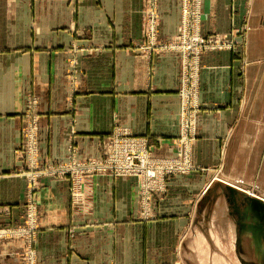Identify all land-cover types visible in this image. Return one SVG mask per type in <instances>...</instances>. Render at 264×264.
<instances>
[{
    "label": "crops",
    "instance_id": "0c3cea01",
    "mask_svg": "<svg viewBox=\"0 0 264 264\" xmlns=\"http://www.w3.org/2000/svg\"><path fill=\"white\" fill-rule=\"evenodd\" d=\"M156 3L160 41H169L179 2ZM145 6L146 0H0V223L22 224L26 204H36L40 264H187L181 235L189 231L182 232L202 227L206 207L221 200L238 259L264 260V0L202 2L201 36L234 44L200 57L192 162L201 171L167 177L153 220L134 219L133 179L85 177L84 208L71 204L68 178L40 175L27 188L22 114L29 93L39 100L41 164L62 161L73 146L80 156H99L115 123L147 138L154 155L173 152L181 62L175 52H142ZM71 67L79 75L74 94ZM223 157L224 178L213 179ZM23 250V241H1L0 264H22Z\"/></svg>",
    "mask_w": 264,
    "mask_h": 264
},
{
    "label": "rangeland",
    "instance_id": "374dc122",
    "mask_svg": "<svg viewBox=\"0 0 264 264\" xmlns=\"http://www.w3.org/2000/svg\"><path fill=\"white\" fill-rule=\"evenodd\" d=\"M204 0H201L199 5V12L201 17V5ZM179 11H180V21L175 28L174 37L169 41H160V20L157 11L156 0H146L145 6V35L143 44H141V50L143 53L156 52L158 54L164 52H175L179 55L181 68H180V83L177 90L178 95V109H179V126L180 133L179 138L174 141V150L171 154L167 156H156L153 154L152 146L148 139L145 137H136L131 134L124 126H120L118 123L113 125L112 131L106 135L100 142V154L97 157H83L80 156L78 150L75 146L68 148L66 154L64 155L62 161L54 163L41 164L38 158L39 155V145H38V132H37V143L31 146V139L27 136L32 123L38 126L39 131V115L38 106L39 100L35 95L31 93L27 94L25 100V107L23 111V118L25 120V130H24V149L22 158L24 160V172L27 175V179L34 176L37 167L57 168L60 165H69L73 163L74 172H81L84 168L90 167L88 163H102L106 164L108 167L104 171L100 172H85L83 179L87 176H107L111 178H128L133 179L135 183V199L134 203L136 205L135 220L141 222H149L153 220L157 213L154 211V207L157 203L162 201L168 190L167 177L169 176H185L192 173L201 171L192 162V152H193V142L196 136V124L198 109L195 112L193 110L194 105H198V73L200 67V57L204 52L208 51H222L229 50L227 47H222L220 50L207 49L200 51L198 57H191L190 54L182 53V50L177 45V37L179 32L182 30L181 24V12L183 7L187 6L190 10L198 9V7L193 4V0L188 2V0H178ZM201 25V24H200ZM152 31L154 33L153 38L147 37V32ZM193 32L198 33L196 27L192 28ZM200 32V30H199ZM178 33V35H177ZM190 33V32H189ZM191 34V33H190ZM201 35V34H200ZM193 36V34H191ZM218 39L229 42V39L222 38L218 35ZM208 37V36H204ZM221 40V41H222ZM73 48V40L69 44ZM95 50V49H94ZM96 51V50H95ZM148 55V54H147ZM190 64L189 67H186ZM195 64V65H193ZM73 66V61L71 62ZM197 75V77H196ZM79 80L78 72L75 67H71L69 70V89L75 93L77 89ZM191 123L194 125V131H187L182 135L183 128L186 123ZM183 137V138H182ZM115 151L118 154L110 153ZM140 151L144 152L146 155L145 160H141ZM125 166V176L115 175V168ZM69 167V166H67ZM198 170V171H197ZM75 172V173H76ZM146 173V175H145ZM154 174L148 177V174ZM224 157L220 166L215 169L212 178L223 179L224 178ZM68 178L70 183V200L71 204L77 208L85 207V199L82 194V187L80 190V199L73 200V176L62 175V174H46L45 177L49 179H57L58 177ZM56 177V178H53ZM149 179V180H148ZM38 180V177L36 178ZM224 183V182H223ZM229 185L234 188L251 193L248 189L247 184L242 181L234 180V182L229 181ZM253 194V193H252ZM219 200L218 204L212 207L211 211H206L204 213L206 222L202 227H191L184 230L189 231V235L186 238L185 234L181 235V238L187 241L188 251L186 252L187 264H260L259 261L241 260L238 259L235 254L234 246V231L229 223L228 212L226 211L225 205ZM32 204L36 205L33 201ZM201 215V214H200ZM23 223L20 225H3L0 223V230H14L12 235H0V242L3 240H19L23 241V261L22 264H40L37 258V253L35 249L36 241L38 238V228L28 229L23 227L26 222L38 224V208L36 207L35 215L26 213L23 214ZM10 232V231H9ZM247 258V255H242Z\"/></svg>",
    "mask_w": 264,
    "mask_h": 264
},
{
    "label": "built area",
    "instance_id": "2783aa9c",
    "mask_svg": "<svg viewBox=\"0 0 264 264\" xmlns=\"http://www.w3.org/2000/svg\"><path fill=\"white\" fill-rule=\"evenodd\" d=\"M188 2H191V0H188ZM201 0H193V4H195L198 9L195 10H190L187 6L183 7L182 12H181V24H182V30L179 32V36L177 37V45L180 47V49L182 50V53H187L190 54L191 57L197 58L198 57V53L200 51L203 50H207V49H212V50H220L222 47H227V49H232L233 47V42H231L229 40V42L227 41H222L220 39L217 38V36H213L210 35L208 37H204L200 35L199 32V27L201 24V17H200V12H199V5H200ZM196 27L198 29V33H195L192 30V28ZM193 34V36H191V34ZM178 35V33H177ZM147 37L149 38H153L154 37V33L152 31H148L147 32ZM186 65V64H185ZM195 65V64H193ZM190 64H187L186 67H189ZM197 77V75H196ZM197 106L194 105L193 110L196 112L197 111ZM189 131H194V125H192L190 122L186 123L184 128H183V132L182 135L184 137V133ZM37 132H38V126H36L35 123H32L31 128L28 131L27 136L30 137L31 139V146H34L37 143ZM182 137V138H183ZM110 152V151H109ZM110 153H114V154H118L115 151H111ZM138 154H140V158L141 160H145L146 159V155L144 152L140 151ZM69 166V167H67ZM88 166L90 167H86L84 168L80 173L79 172H74L73 170V163H70L69 165H60L57 168H45V167H37L34 168L36 169L35 174H33L34 176H32L31 178H29L28 180V184H27V188L28 190H32L34 183L36 182V178L40 175H46V174H64V175H69L73 176V200L76 199H80L81 195H80V190L82 187V180H83V176H86L87 173L82 174L83 171L85 172H100V171H104V169L106 167H108L106 164H102V163H88ZM117 176H125L124 170H125V166L122 167H117L114 169ZM92 175H94L93 173H91ZM146 175V173H145ZM153 176L154 179L156 178L155 175L152 174H148V177ZM149 180V179H148ZM36 205L32 204V201H29L26 204V213H30L35 215L36 212ZM23 227H27L28 229H37L38 228V224L35 223H28L26 222V224ZM10 231V232H9ZM14 233V230L10 229H6V230H0V235H12Z\"/></svg>",
    "mask_w": 264,
    "mask_h": 264
},
{
    "label": "flooded vegetation",
    "instance_id": "af4514ba",
    "mask_svg": "<svg viewBox=\"0 0 264 264\" xmlns=\"http://www.w3.org/2000/svg\"><path fill=\"white\" fill-rule=\"evenodd\" d=\"M260 250H261V249H260ZM261 254H262V253H261ZM261 254H260V256H261L262 258H264V254H262V255H261ZM259 262H260V264H264V260H261V261H259Z\"/></svg>",
    "mask_w": 264,
    "mask_h": 264
},
{
    "label": "water",
    "instance_id": "95a60500",
    "mask_svg": "<svg viewBox=\"0 0 264 264\" xmlns=\"http://www.w3.org/2000/svg\"><path fill=\"white\" fill-rule=\"evenodd\" d=\"M258 204H261L262 206H264V202L258 201Z\"/></svg>",
    "mask_w": 264,
    "mask_h": 264
}]
</instances>
